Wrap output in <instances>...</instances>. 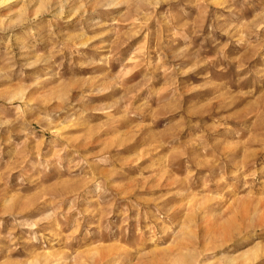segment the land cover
<instances>
[{
    "label": "rangeland",
    "instance_id": "1",
    "mask_svg": "<svg viewBox=\"0 0 264 264\" xmlns=\"http://www.w3.org/2000/svg\"><path fill=\"white\" fill-rule=\"evenodd\" d=\"M0 264H264V0H0Z\"/></svg>",
    "mask_w": 264,
    "mask_h": 264
}]
</instances>
